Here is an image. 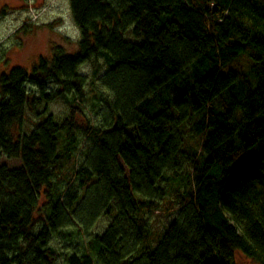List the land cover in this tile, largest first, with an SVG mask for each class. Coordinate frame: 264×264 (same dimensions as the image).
Here are the masks:
<instances>
[{"label": "trees", "instance_id": "obj_1", "mask_svg": "<svg viewBox=\"0 0 264 264\" xmlns=\"http://www.w3.org/2000/svg\"><path fill=\"white\" fill-rule=\"evenodd\" d=\"M68 4L76 51L0 57V264H264V0Z\"/></svg>", "mask_w": 264, "mask_h": 264}, {"label": "rangeland", "instance_id": "obj_2", "mask_svg": "<svg viewBox=\"0 0 264 264\" xmlns=\"http://www.w3.org/2000/svg\"><path fill=\"white\" fill-rule=\"evenodd\" d=\"M68 1L0 0V57L6 52L4 57L9 58V68L17 65L30 68L39 56H49L54 44L63 45L68 52L77 50V42L81 40L80 29L71 15ZM83 69L91 74L93 66L88 63ZM67 109L63 99L52 106L53 112L60 117L66 114ZM33 123L31 121L30 125ZM86 140L82 137V145ZM0 163H7L9 167L21 165L20 160L4 156L0 157ZM153 219L157 226H161L171 221L173 215L158 212ZM236 259L238 264H258L241 253L236 254Z\"/></svg>", "mask_w": 264, "mask_h": 264}]
</instances>
